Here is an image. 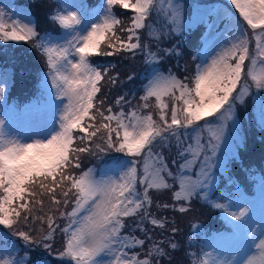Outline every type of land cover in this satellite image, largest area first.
Masks as SVG:
<instances>
[{"label":"snow or ice","instance_id":"snow-or-ice-1","mask_svg":"<svg viewBox=\"0 0 264 264\" xmlns=\"http://www.w3.org/2000/svg\"><path fill=\"white\" fill-rule=\"evenodd\" d=\"M229 2L243 22L235 21L240 35L230 46L222 48L211 63L197 65L191 80L154 72L144 85L140 97L143 103L134 108L129 104L128 110L123 96L114 107L107 106L101 94L107 73L92 66L91 57L127 53L133 57L142 54L146 63L157 60V54L141 42L138 32L149 26L154 13H163L167 31L160 35H181L185 17L180 0H169L166 9L163 0H107L108 15L84 35L78 31L82 25L80 12L57 11L53 22L72 36L65 44L55 46L43 43L29 23H5V14L0 11V42H31L48 68L42 87L55 89L56 99L67 100L58 126L46 140H22L0 119V225L18 234L29 246L49 251L59 233L60 256L74 264H153L150 259L128 255V249L143 247L145 240L124 233L126 218L136 217L137 226L146 236V220L165 227L151 217L150 190L172 191L180 212L189 211L184 205L195 198L212 203L208 194L216 173L225 170L239 147L226 138L231 128H239L235 101L239 98L243 103L253 88L264 91V0ZM112 6L130 10L131 23L117 20L109 11ZM214 14L230 16L224 8L216 9ZM194 19L207 22L204 16L194 14ZM118 29L125 35H118ZM252 37L254 52L250 49ZM4 94L5 88L0 87V100ZM165 97L171 103L164 102ZM259 123L264 126V104L259 109ZM189 127H193L191 133ZM173 142L178 156L172 160L175 171L158 150L171 151ZM222 145H227L223 155ZM111 152L131 158V165L122 174L111 175L113 169L109 168L98 178L95 169L84 170L82 158L103 157ZM254 179L264 205V176ZM222 198L227 202L212 206L230 218L238 234L250 215V207L232 208L236 190L226 192ZM240 198L255 199L243 193ZM171 207L175 209V204ZM37 224L42 234L33 239L26 226L35 228ZM251 236L253 251L244 259H217L214 264H264V235L252 232ZM153 254L163 256L164 252L153 245L146 255ZM3 264H12L11 259Z\"/></svg>","mask_w":264,"mask_h":264},{"label":"rangeland","instance_id":"rangeland-1","mask_svg":"<svg viewBox=\"0 0 264 264\" xmlns=\"http://www.w3.org/2000/svg\"><path fill=\"white\" fill-rule=\"evenodd\" d=\"M96 1L98 4L96 7H93L91 3ZM61 4L58 7V11H78L82 16V25L79 27L78 31L81 35L86 34L92 26L98 23H102L103 20L108 15V5L107 0H60ZM169 0H163L165 9L167 8V3ZM180 2L184 5V17H185V29L183 33L179 36L176 34H172L171 36H163L160 35L163 32L167 31L166 27V17L163 13L157 15L153 14L151 18V23L149 26L142 30L141 34V42L148 45L153 53L157 54V60L146 63L144 56L142 54H137L135 57L131 56L130 60L134 64V61L137 63L134 65L135 70V82L136 85L133 86L132 95H128L124 91V95L120 94L119 91L116 93L113 106H115L116 100L120 97H125L127 103L125 104V110L129 109V104L134 108L136 105V99L144 95V85L148 83V80L152 78L154 72L162 73L167 76L169 73L174 75L179 80H185V77H188L190 80V71L186 67V58L187 55H183L184 47L188 45V42L192 41L194 36L189 37V32L192 27H198L200 24L202 27L204 24L209 23L212 25V28L206 32L205 37L201 41V48L197 51V65L208 64L211 63V59L224 47L230 46L231 42L236 39L240 33L235 30V21L241 20L239 17V13L230 5L229 0H180ZM212 2H219L218 4L213 5ZM95 4V5H96ZM224 8L230 13V16H217L214 14L216 9ZM0 11H3L5 14V23L11 25L16 21H20L21 23H29L32 25L36 31L37 29V19L30 12L28 7L18 6L13 0H0ZM111 14L116 18V9L111 7L109 9ZM124 10L120 17L123 18L125 16ZM120 13V12H119ZM195 16H204L207 22H203L202 20L198 21L194 19ZM119 17V18H120ZM120 20V19H117ZM147 23V22H146ZM241 23L242 20H241ZM72 34L68 33L64 29L55 34L48 33L46 35L41 36L43 38V43L49 46L61 45L65 44L67 40L71 38ZM159 36V39H158ZM19 47H16L11 50L10 54L16 56L15 59L17 63L14 65L13 69L7 68L6 70H0V87L5 88V94L3 100H0V119L5 120L8 130L11 131L14 135H18L22 140L32 141L33 139H47L51 132L58 126L59 115L63 110L64 103H67V100H58L55 97V89L45 90L50 94L49 99L45 97L43 92H40L35 100H32L28 103L22 104L19 107L15 105V101L10 102L8 97L15 96L19 93L23 92L26 88L27 84L34 81L35 71L38 67L37 63L34 62L35 56L32 55L30 45L28 42H20ZM4 46L0 44V49H3ZM250 49L254 52L255 50V37H252V43L250 45ZM189 53V49L186 50ZM186 53V54H187ZM92 59L97 60L100 64L97 66L92 62ZM136 59V60H135ZM106 60H108V56L106 55H93L91 57L92 66L96 67L99 70L107 73V77H109L108 68ZM169 61V62H168ZM175 62V64H171ZM247 63V62H246ZM177 64V66H176ZM196 65V66H197ZM176 66L175 70L173 67ZM106 68V69H105ZM260 65L258 64L255 71L258 72ZM1 69V68H0ZM196 69V68H195ZM45 75L48 73V69H43ZM42 72V73H43ZM42 73H39L42 74ZM38 75V76H39ZM188 82L187 80L185 81ZM50 83V79H49ZM110 79H106L103 82L102 92H107L110 86ZM190 86H194L190 85ZM100 95V94H98ZM155 99V98H154ZM244 102L241 103L240 99L237 98L235 101V117L236 122L239 125V128H231L229 132L226 133V138L233 144H239L238 148H242L244 146L247 147V144L250 143L247 141L248 135L255 131L254 137L257 138L259 132L264 129L259 123V109L262 104H264V91L256 90L253 88L249 94L245 95L243 98ZM17 101V100H16ZM42 102V103H41ZM164 102L171 103L167 97L164 98ZM156 103V102H155ZM154 103V104H155ZM250 113V116L248 115ZM242 115V116H241ZM243 120V121H242ZM203 123V122H201ZM231 123V122H230ZM195 127V126H193ZM193 127H189L187 129L188 132L193 131ZM238 137V139H237ZM263 139V137H262ZM261 144L263 143V140ZM247 141V142H246ZM186 142L188 139L186 138ZM258 145V141L256 143ZM255 145V146H256ZM164 155L166 163H168L169 167L175 171L176 165L172 164L173 159H178L177 150L175 144L171 145V151L168 148L158 149ZM227 151V145H222V152ZM259 153V152H258ZM109 155L119 154L121 155L119 162L113 159H109L108 162H105L102 165H99L96 170L97 177L99 178L101 174L105 172L106 169L112 168L113 171L110 173L114 176H119L127 168L131 165L130 157L125 156L123 153L111 152ZM108 154L104 155L107 156ZM96 157V156H95ZM97 158V157H96ZM83 161V160H82ZM182 162V161H179ZM84 163L82 162V165ZM242 161L240 160L237 164H235V160L232 158L228 161V164L224 171H218L216 173V179L213 189L208 194V199L216 203L219 200L220 194H225L227 191L221 190V193L216 196L215 199L210 195L215 193L218 188L223 187V177H232V173L237 174L241 170L240 166L242 165ZM221 173V175H220ZM223 174V175H222ZM228 175V176H227ZM263 176L262 173L258 172L257 177ZM226 179V178H225ZM178 190V189H177ZM236 198L233 200L232 208L235 210L241 206H249L250 207V215L247 218L245 224L240 226L242 231V236L239 239L231 238L229 240H223L219 238L221 235H217L215 237L219 238V244L216 247H212L210 253L212 255H207L206 261L208 264H214L215 260H224L231 261L232 259H244V257L252 252L253 249L251 247L252 232H256L258 235H264V205H262L258 189H252L250 194L244 188V185H239L236 189ZM232 190V191H233ZM229 192V190H228ZM244 194L248 197H255V199L245 200L240 198L241 194ZM150 194L152 198L158 199H166V189L160 190H150ZM253 194H255L253 196ZM173 199V198H172ZM196 199L203 200V202L212 205L203 198H195L191 204L185 203V207L189 208V212L191 214H196L197 212H193L192 208H194V202ZM154 201V200H153ZM174 202V201H173ZM220 203V202H219ZM46 207L48 206V201L45 198ZM165 204V203H164ZM158 205V204H157ZM161 205V204H160ZM163 205V204H162ZM177 207H180L178 203ZM162 208V206L160 207ZM214 208V207H213ZM163 210V208H162ZM215 211V209H214ZM163 212V211H161ZM36 213V212H35ZM185 213V212H183ZM204 210V214H208ZM217 213L219 214L218 210ZM51 214V213H49ZM153 216L155 219L162 221L163 215L160 212H153ZM224 218L226 216L223 214ZM170 220H175L180 224L178 217L174 218V214L169 215ZM207 217V216H206ZM230 219V218H226ZM135 220L137 218L135 217ZM164 223V222H163ZM233 223V222H232ZM29 233L33 235V237H39L41 233V225L37 224L35 228L31 226H26ZM160 230H165L164 228H159L157 232L152 233L153 235H157ZM124 231V230H123ZM138 238L142 239L144 236L148 239V237L152 238L150 233H147V236L142 232L139 228L137 231ZM126 234V233H125ZM128 235V234H126ZM175 238V233L174 236ZM213 237V238H215ZM10 239V243L8 240ZM19 235L14 234L8 228L0 225V264H3L4 260L11 259L12 264H28L30 258H33V252L23 255L20 251L22 245L18 242ZM211 238V240L213 239ZM59 240L58 233L56 235L55 241H53L52 250H55L57 247V242ZM150 240V239H148ZM26 246L30 248L29 244L26 243ZM44 250H46L43 247ZM51 252L49 250H46ZM128 253V252H127ZM135 254V253H134ZM128 253L129 256L134 255ZM53 255L57 259H61L62 261L68 262L67 264H74V262L70 261L67 257L61 258L60 256V247L58 248V253H53ZM137 255V254H135ZM105 259H110V257H106ZM199 259V258H198ZM40 260L33 261L32 264H37ZM190 262V261H189ZM192 262V263H191ZM190 264H199L198 260L193 257V260ZM38 264H51L50 260H42ZM182 264V263H180ZM184 264V263H183Z\"/></svg>","mask_w":264,"mask_h":264},{"label":"trees","instance_id":"trees-1","mask_svg":"<svg viewBox=\"0 0 264 264\" xmlns=\"http://www.w3.org/2000/svg\"><path fill=\"white\" fill-rule=\"evenodd\" d=\"M14 3H16L18 6L28 7L30 12L36 17L37 19V29L36 33L41 37L43 35H46L48 33L55 34L61 32L63 29L60 27L58 23L53 22L52 16L55 15L56 10H58V7L60 6L61 2L60 0H13ZM97 2L94 1L91 4H96ZM118 13H116V19H120V21L124 22L125 24L131 23V16L133 13L130 12V10L123 9L119 6H112ZM122 10H124L125 16L120 17ZM120 12V13H119ZM120 17V18H119ZM204 26L200 24L198 27H192L189 32V37L194 36L192 38V41L188 42L187 47H184V53L183 55H187L186 58V67L190 71V80L193 77L195 73L196 68V62L197 58L195 56V53L198 49L199 45V38L201 37ZM142 30H139L138 34L141 36ZM118 35H125L124 32L120 31L118 29ZM4 46L3 49H0V70H6L7 68L13 69L15 64L17 63V60L15 59L16 56H13L10 54L11 50H13L15 47L16 49L19 47V43L16 42H0ZM31 48L32 55L35 56L34 62L37 63L38 67L35 71L34 75V81L32 84L29 82L24 89L23 92L19 93L15 96H9L8 99L10 102L15 101V105L19 106L21 104L28 103L32 100H35L38 98V94L41 88H43L41 85H39V71L42 70L45 67V58L42 57V55L37 52V49L33 47V44L31 42H28ZM189 49V53L186 52V50ZM187 53V54H186ZM131 55L127 53H119L113 56H108V60H106V68H108V73L110 74L107 79H110V86L107 90V92H102L107 106L112 107L113 106V100L116 95V93L119 91L120 94H125L124 91L127 90L128 95H132V89L133 86L136 85L135 82V70L134 65L136 66V62L134 61V64L130 60ZM136 60V59H135ZM92 62L95 65H99L100 63L97 62V60L92 59ZM169 62V61H168ZM175 64V62H172L171 64ZM177 66V64H176ZM176 66L173 67L175 70ZM105 68V69H106ZM131 77V79H129ZM100 94V95H101ZM17 100V101H16ZM153 104L155 103V99L153 98L151 101ZM136 104H142L143 101L140 100V97L136 99ZM250 116V113H248ZM242 116V115H241ZM155 118V117H154ZM243 121V120H242ZM255 131L251 132L247 137V141L250 142L247 144V147L244 148H238L236 151V156L233 158L235 160V164H237L240 160L242 161V165L240 166L241 170L237 172V174L232 173V177H223V182L227 183L229 182V178L231 181H242L246 182L248 179V176L252 173L260 172L264 176V129L259 132V135L257 138L254 137ZM263 137V139H262ZM263 140V143L261 144L260 140ZM246 141V142H247ZM258 141V145H256ZM256 145V146H255ZM259 152V153H258ZM121 155L115 154V155H107L103 157H95V156H85L82 158V162L84 163L82 166L85 171H87L88 168L97 169L99 165L104 164L105 162H108L109 159L115 158V160L119 161ZM231 160V159H230ZM221 175V173H220ZM223 175V174H222ZM228 176V175H227ZM226 178V179H225ZM248 182V181H247ZM172 191L166 190V199H158L154 198L153 200V206L150 209L151 217L154 218L153 212H160L163 215L162 221L165 224L164 229L160 230L159 233L155 236L152 233L157 232L159 230V227L152 225L149 221H144L143 227L147 230V233H150L152 235V238L148 240L145 236L142 238L145 240V244L143 247L136 246L134 248L128 249L127 252L130 254H137V256L141 259H150L153 261V264H190L189 261L192 260V249L194 247V240L195 235L197 234V241H201L204 237H206L208 231L214 230V228H218L220 226V219L217 217L216 212L214 211L215 208H213L212 205H209L206 202H203V200L196 199L194 202V208H192L193 212H197L196 214L188 213L189 211H186L185 213L180 212L177 207L178 203H176L172 199ZM174 201V202H173ZM168 204L170 205L168 208H160L156 205H164ZM172 204H175V209L171 207ZM46 205V204H45ZM188 205V204H187ZM204 210L206 212H209L208 214H204ZM38 211V207H37ZM163 211V212H161ZM174 214V218L179 216L180 224H178L175 220H170L169 215ZM33 215H36L35 211L33 212ZM207 216V217H206ZM137 220H135V217L126 218V228L124 229V233L134 235L138 238L137 231L139 230V227L136 223ZM175 233V238L173 237ZM145 234V232H144ZM193 238L190 240L191 235H193ZM59 239L60 234L58 233ZM11 238H8L9 243ZM33 239H37V237H33ZM12 240V239H11ZM59 241V240H58ZM18 242L22 245L21 253L23 255H26L28 253L33 252L34 257L30 258L28 261V264H32L33 261L42 260H50L51 264H67L68 262L62 261L61 259H57L53 253H58V248L60 247V244L57 242L56 249L48 252L43 249V247L39 246H31L28 248L26 246V243L23 239L19 236ZM175 243L177 247L173 249L171 245ZM153 245H155L158 248H162L164 255L163 256H157L156 254H153L151 257L146 255L149 251V248H151ZM31 251V252H30ZM32 254V253H31ZM38 262V263H39ZM37 263V264H38Z\"/></svg>","mask_w":264,"mask_h":264}]
</instances>
